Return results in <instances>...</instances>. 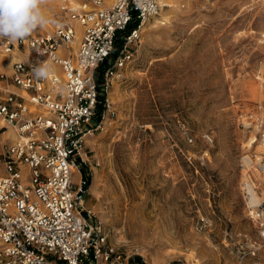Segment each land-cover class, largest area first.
<instances>
[{
    "label": "rangeland",
    "instance_id": "374dc122",
    "mask_svg": "<svg viewBox=\"0 0 264 264\" xmlns=\"http://www.w3.org/2000/svg\"><path fill=\"white\" fill-rule=\"evenodd\" d=\"M159 2L85 139L90 186L97 174L100 187L84 207L143 264H264L245 189L254 183L264 202V0ZM59 3L40 5L58 23ZM248 243L258 251L241 259Z\"/></svg>",
    "mask_w": 264,
    "mask_h": 264
},
{
    "label": "built area",
    "instance_id": "2783aa9c",
    "mask_svg": "<svg viewBox=\"0 0 264 264\" xmlns=\"http://www.w3.org/2000/svg\"><path fill=\"white\" fill-rule=\"evenodd\" d=\"M162 10L159 0H113L109 5L60 0L62 20L53 33H32L16 42L0 39V57L22 56L12 62L10 73L0 72V132L13 128L17 133L0 154V264H135L92 221L83 203L84 181L76 183L74 173L86 135L100 128L94 123L96 69L112 52L118 32L136 19L104 73L107 91L133 58L145 24ZM42 63L50 69L46 78L33 72ZM257 167L264 173L263 159ZM248 215L264 239V202L250 204ZM257 251L248 243L238 253L244 259Z\"/></svg>",
    "mask_w": 264,
    "mask_h": 264
},
{
    "label": "clouds",
    "instance_id": "9594fccd",
    "mask_svg": "<svg viewBox=\"0 0 264 264\" xmlns=\"http://www.w3.org/2000/svg\"><path fill=\"white\" fill-rule=\"evenodd\" d=\"M42 0H0V39L22 41L38 28L48 23H57L47 18L41 10ZM49 66H33L37 77L46 78Z\"/></svg>",
    "mask_w": 264,
    "mask_h": 264
},
{
    "label": "trees",
    "instance_id": "16d2710c",
    "mask_svg": "<svg viewBox=\"0 0 264 264\" xmlns=\"http://www.w3.org/2000/svg\"><path fill=\"white\" fill-rule=\"evenodd\" d=\"M137 24H138V21L136 19H133L128 24V26L126 27L125 30L118 32L112 52L98 66V68L95 71V80H96L98 90H99V104H98L96 116L94 118L95 124L100 123V121L102 120L103 113L106 110L107 93H106V90L104 87V85H105L104 73H105L106 69L114 63L115 59L117 58V56L119 55V53L123 47L125 37L130 33V31L133 28H135L137 26ZM79 161H80V168H81V171L83 174V181H84L83 187H84V189L88 190V188L91 184L92 175L89 172V170L87 168H85L84 163L81 160V158H79ZM132 260L135 262L143 264V260L139 256H134L132 258Z\"/></svg>",
    "mask_w": 264,
    "mask_h": 264
},
{
    "label": "crops",
    "instance_id": "0c3cea01",
    "mask_svg": "<svg viewBox=\"0 0 264 264\" xmlns=\"http://www.w3.org/2000/svg\"><path fill=\"white\" fill-rule=\"evenodd\" d=\"M34 35H43V34L37 33V34H34ZM77 43H78V41H77ZM20 57H22L20 54H10V55L1 56L0 57V72L10 73L12 71V62L14 60L20 58ZM10 88L12 90L19 91L15 86L11 85ZM1 123H3V121L0 118V124ZM0 137H4L1 141L5 142L2 146H0V151H2L4 146H5V144L12 143L13 141L16 140L17 133H16V131L13 128H9V129H7L5 131L0 132ZM89 138H91V137H89ZM86 140L88 141L89 139L86 138ZM83 160L82 161L84 163L85 168H87L89 170L90 168H89L86 160L85 159H83ZM3 170H4V168L2 170H0V171H3ZM78 174H79V177H80L79 180H83V174H82V171H81L80 167L78 169Z\"/></svg>",
    "mask_w": 264,
    "mask_h": 264
},
{
    "label": "bare ground",
    "instance_id": "6f19581e",
    "mask_svg": "<svg viewBox=\"0 0 264 264\" xmlns=\"http://www.w3.org/2000/svg\"><path fill=\"white\" fill-rule=\"evenodd\" d=\"M109 2V1H108ZM147 24V23H146ZM146 24H145V26H146ZM144 26V27H145ZM143 27V28H144ZM45 30H46V25H44L43 27H40L39 28V31H38V33H40V34H45L46 32H45ZM33 34H37V31H34L33 32ZM48 34V33H47ZM93 136V134L92 133H88L87 135H86V137L85 138H89V137H92ZM262 174V173H261ZM248 177H247V175H245L244 176V179H247ZM263 181H264V176H261L260 177ZM102 179V178H101ZM248 179H250V178H248ZM99 181H100V176L99 175H95V177H94V180H93V183H92V185L90 186V191H92L93 193H97V191H98V188L100 187L99 186ZM245 183L247 184V187L245 188L246 190H247V192H248V194H249V196H250V200H249V202L250 203H254V204H258V203H260L259 202V200H260V197L258 196V194H257V192L255 191V188H254V186L255 185H253L254 183H252L251 181H248V180H246L245 181ZM249 190V191H248ZM250 192L252 193V195L250 194ZM98 194V193H97ZM251 196H252V201L253 202H251ZM259 264H261V263H259Z\"/></svg>",
    "mask_w": 264,
    "mask_h": 264
}]
</instances>
